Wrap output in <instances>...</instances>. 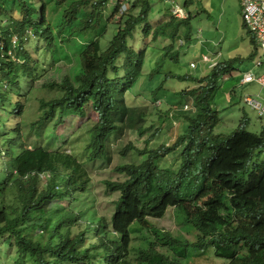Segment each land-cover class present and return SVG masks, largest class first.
<instances>
[{
    "label": "trees",
    "instance_id": "obj_1",
    "mask_svg": "<svg viewBox=\"0 0 264 264\" xmlns=\"http://www.w3.org/2000/svg\"><path fill=\"white\" fill-rule=\"evenodd\" d=\"M16 1L18 17L10 9L15 5L7 8L0 2V22L9 14L8 27L0 31V249L7 251L0 252L6 257L0 264H9L10 258L12 264H185L187 260L189 264L192 258L190 264H200L211 254L224 264H264V160L254 162L264 151V126L260 133L251 132L246 129L248 120H243L244 125L224 135L213 103L222 80L232 78L234 64L218 62L199 78L165 74L171 83L167 88L154 81L156 70L152 71L146 86L153 113L126 102V91L143 74L146 49L154 50L169 39L163 58L177 62L172 51L178 40L190 41L193 15L188 7L193 0L180 2L187 13L184 19L174 17L165 4L168 18L160 22L151 19V0H129L122 14L116 3L105 18L109 0H80L64 12L56 29L58 22H49L44 0ZM65 1L57 0V5ZM84 9L90 11L71 33L113 26L112 37L105 46L107 32L102 29L89 40L79 56L76 83L65 76L52 84L61 96L40 100L37 124L52 121L56 126L70 112L84 115L93 104L97 121L90 130L89 160L110 157L107 144L113 133L131 130L139 137L149 135L143 149H137L145 159L120 164L117 170L126 176L124 180L105 181L107 194L117 193L110 217L95 209L92 179L84 163L65 150L25 145L19 120L25 108L23 85L35 80L32 56L23 49V41L32 34L54 49L65 27ZM136 31L152 36L153 43L136 51L134 45L140 43L134 41ZM189 80L198 86L186 93L181 89ZM250 84L260 87L255 82L243 85ZM184 92L192 105L186 103ZM175 98L186 100L176 105ZM177 117L183 119L184 131L173 143L163 140L158 145L160 132L166 133L164 126ZM169 210L194 228L195 241L151 221L162 220ZM134 239L142 242L135 250Z\"/></svg>",
    "mask_w": 264,
    "mask_h": 264
},
{
    "label": "rangeland",
    "instance_id": "obj_2",
    "mask_svg": "<svg viewBox=\"0 0 264 264\" xmlns=\"http://www.w3.org/2000/svg\"><path fill=\"white\" fill-rule=\"evenodd\" d=\"M10 1L12 0H0L7 8L15 5L14 8L10 9H15L12 15L18 17L20 5L16 0H13L12 4ZM76 1L80 0H66L59 6L57 0H44L48 6L49 22H58L54 25L55 29L57 25L58 27L61 26L64 20V12ZM178 1L184 4L186 0ZM151 2L153 7L150 15L151 19L155 21L167 20L168 17L164 15L163 11L165 10V4L160 0H151ZM115 4L113 0L108 1L103 13L104 18L112 12ZM188 8L193 15L189 20L190 41L182 38L181 41L178 40L174 44L172 53L177 56V62H173L168 57V59L163 58L164 54H167L164 48L169 45V39L160 41L159 47L154 50L146 49L143 74L136 78L132 88L125 93L127 105L145 106L149 114L153 113L151 94L146 86V76H149L152 71L156 70L154 81L158 82V85L163 83L164 87L167 88L171 83L165 79V74L192 75L199 78L205 73L209 74L212 66L216 63L231 61L235 69L232 72V78L222 80L220 89L213 99L215 109L219 111V118H221L218 129L224 135H229L239 126L245 124L243 120H248L246 129L260 133L262 126H264V118L258 117L256 112L248 108L243 102L244 95L258 93L260 87L253 84L243 85L240 79L243 72L248 69H255V62L262 57V53L256 43L252 41L249 31L243 23L241 0H193ZM80 11H84V13L79 12L76 15L75 22L65 27L63 36L57 39L54 49H48L37 36L32 34L23 41V49L27 50L32 56L31 67L35 80L32 83L27 82L23 85L22 93L25 95V108L19 120L25 145L31 148L41 146L51 150H65L84 163L92 179L95 209L99 215L110 217L113 213V202L117 199V193L107 194L105 181L109 179L112 181L124 180L126 176L119 173L118 166L128 161L139 163L145 159V155H140L137 149H143L145 140L148 139L149 135L139 137L136 132L131 130L124 131L121 134L113 133L107 144L110 157L103 156L102 158L89 160L90 151L87 149V145L90 142V130L97 121L93 104L86 107L84 115H76L75 112H70L68 117L56 126L52 121L37 124L42 115L40 100L49 101L61 96L59 88L52 86V84L60 83L65 76H69L76 83V76L80 71L79 56L82 49L88 46L89 40L96 37L102 29L107 32L106 37L103 38L105 46L112 37L113 26H108V29L102 27L94 33H88V31L71 33L74 28L80 26L81 16L87 15L86 13L90 10ZM4 16L3 21L0 22V31L1 27L5 29L8 27L9 14L6 13ZM155 21L152 23L157 25ZM136 34L134 41H140L139 44L134 45L136 51L153 43L151 42L152 36L140 35L139 31H136ZM182 41L183 44H180ZM203 56H206L207 60L205 62L208 63L202 60ZM191 63H195L196 67L192 68ZM183 85L184 87L181 90H185L186 93L198 86L197 83L190 80L184 81ZM171 87L169 88L171 89ZM177 90L179 91L180 88ZM186 93L184 94L188 97L186 103L192 105V99ZM261 94L264 95L263 89H261ZM184 100L186 99L175 98L173 102L180 105ZM164 128L166 133L160 132L159 137L156 139L158 145L163 140L173 143L175 138L184 131L185 126L183 119L177 117L173 118ZM123 152L124 155H122ZM257 158L264 160V151L254 159V162L259 160ZM151 221L159 227L172 230L177 235L181 234L180 238L188 240L190 243L195 241L196 231L194 228L182 224L181 219L177 220L174 210H169L162 220ZM144 225L147 226L148 224L144 223ZM86 240L90 243L93 241L88 234ZM141 243V240L134 239L132 249L135 250ZM2 251L6 250L0 249V252ZM3 260H6V257L0 256V262ZM193 261L194 258L190 259L189 264ZM9 264H12L11 258ZM185 264H188V260ZM200 264H224V262L211 254L209 259L200 262Z\"/></svg>",
    "mask_w": 264,
    "mask_h": 264
},
{
    "label": "built area",
    "instance_id": "obj_3",
    "mask_svg": "<svg viewBox=\"0 0 264 264\" xmlns=\"http://www.w3.org/2000/svg\"><path fill=\"white\" fill-rule=\"evenodd\" d=\"M113 1L119 4L120 14L128 9L129 0ZM161 2L169 6L174 17L178 19L187 17L186 10L178 0H161ZM241 15L245 27L258 43L262 57L256 61L255 69L243 73L240 82L241 84L255 82L264 90V0H241ZM203 58L204 61L207 60L206 57ZM190 66L194 68L195 63H191ZM243 102L259 117H264V95L261 94V90L258 93L244 95Z\"/></svg>",
    "mask_w": 264,
    "mask_h": 264
},
{
    "label": "clouds",
    "instance_id": "obj_4",
    "mask_svg": "<svg viewBox=\"0 0 264 264\" xmlns=\"http://www.w3.org/2000/svg\"><path fill=\"white\" fill-rule=\"evenodd\" d=\"M1 21V20H0ZM12 43H13V45H15V43H16V37H14L13 39H12ZM3 50V43H2V41H1V43H0V51H2ZM75 156V155H74Z\"/></svg>",
    "mask_w": 264,
    "mask_h": 264
},
{
    "label": "crops",
    "instance_id": "obj_5",
    "mask_svg": "<svg viewBox=\"0 0 264 264\" xmlns=\"http://www.w3.org/2000/svg\"><path fill=\"white\" fill-rule=\"evenodd\" d=\"M180 41H181V39H180ZM180 44H183V41L182 42H180ZM203 57H206V56H203ZM202 60L204 61V58H202ZM205 62V61H204ZM205 63H208V62H205ZM195 67H196V65H195ZM251 70V69H250Z\"/></svg>",
    "mask_w": 264,
    "mask_h": 264
}]
</instances>
